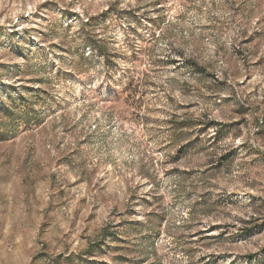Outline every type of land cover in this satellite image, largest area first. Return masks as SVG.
Masks as SVG:
<instances>
[{"label":"rangeland","instance_id":"1","mask_svg":"<svg viewBox=\"0 0 264 264\" xmlns=\"http://www.w3.org/2000/svg\"><path fill=\"white\" fill-rule=\"evenodd\" d=\"M0 264H264V0H0Z\"/></svg>","mask_w":264,"mask_h":264},{"label":"trees","instance_id":"2","mask_svg":"<svg viewBox=\"0 0 264 264\" xmlns=\"http://www.w3.org/2000/svg\"><path fill=\"white\" fill-rule=\"evenodd\" d=\"M98 49L105 55L106 54V52H104V48H103V46H98Z\"/></svg>","mask_w":264,"mask_h":264}]
</instances>
